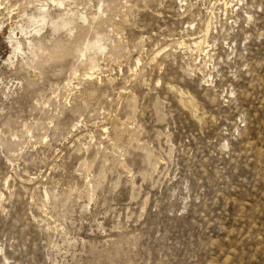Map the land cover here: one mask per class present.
I'll return each instance as SVG.
<instances>
[{
  "label": "rangeland",
  "instance_id": "rangeland-1",
  "mask_svg": "<svg viewBox=\"0 0 264 264\" xmlns=\"http://www.w3.org/2000/svg\"><path fill=\"white\" fill-rule=\"evenodd\" d=\"M0 264H264V0H0Z\"/></svg>",
  "mask_w": 264,
  "mask_h": 264
},
{
  "label": "bare ground",
  "instance_id": "bare-ground-1",
  "mask_svg": "<svg viewBox=\"0 0 264 264\" xmlns=\"http://www.w3.org/2000/svg\"><path fill=\"white\" fill-rule=\"evenodd\" d=\"M54 1V0H53ZM57 3L58 4H62V0H57ZM64 6V5H63ZM37 10V13L36 14H34V15H31L30 14V16L28 17V20H29V22H30V24H32V25H35V24H43V23H45V21H47L46 20V18L48 19V17H46V15H48V14H46V11L44 10V8L42 7V6H40V7H38V9H36ZM48 13V12H47ZM27 17V16H26ZM71 19V18H70ZM51 20V19H50ZM53 20V19H52ZM49 22V21H48ZM69 22L70 21H68V22H62V23H60L61 24V26L63 25H67V24H69ZM52 24V23H51ZM54 24V23H53ZM57 25V24H56ZM25 28L26 27H23L22 25L21 26H19L18 27V30L20 31V32H24L25 31ZM207 29V28H206ZM14 30V29H13ZM13 30L11 31V33H13ZM34 30V29H33ZM36 31H37V29H36ZM15 33V32H14ZM15 36V35H14ZM9 38H10V40L12 41V47H13V52H15V51H19V50H21V43H20V41H18V40H12V36H9ZM10 41V42H11ZM199 42V41H198Z\"/></svg>",
  "mask_w": 264,
  "mask_h": 264
}]
</instances>
